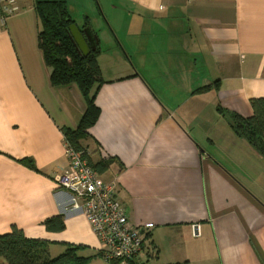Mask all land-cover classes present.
<instances>
[{
  "label": "crops",
  "instance_id": "crops-1",
  "mask_svg": "<svg viewBox=\"0 0 264 264\" xmlns=\"http://www.w3.org/2000/svg\"><path fill=\"white\" fill-rule=\"evenodd\" d=\"M106 18V46L89 26L103 83L80 144L93 164L109 162L102 179L118 182L129 220L145 228L138 261L264 264V156L229 116L252 117L264 98V0H112ZM39 20L21 0L0 24V236L17 227L52 257L75 245L107 264L83 209L55 184L70 167L63 131L78 129L87 102L75 84L52 85ZM58 216L65 230L48 231Z\"/></svg>",
  "mask_w": 264,
  "mask_h": 264
},
{
  "label": "trees",
  "instance_id": "trees-1",
  "mask_svg": "<svg viewBox=\"0 0 264 264\" xmlns=\"http://www.w3.org/2000/svg\"><path fill=\"white\" fill-rule=\"evenodd\" d=\"M34 4L42 25L38 44L47 67L51 70L52 85L59 87L75 84L87 102V111L80 126L75 131L65 129V139L78 152H82L101 175L109 168V162L93 164L87 148L80 144V140L88 135L100 114L95 99L96 91L103 83L98 62L100 50L98 48L87 57L78 52L70 33V27L76 23L70 16L68 0H34ZM89 26L86 23L82 28ZM95 88L97 89L94 90ZM251 105L254 115L243 118L230 113L231 125L239 137L247 140L264 156V98L253 99ZM220 111L224 113L221 109ZM21 162L38 170L32 159ZM44 226L50 232H62L66 228L62 216L47 219ZM81 250V246L68 245L63 253L52 257L47 242L29 239L17 227H13L10 234L0 236V264H89L93 257L81 255ZM140 263L141 261H134L128 264ZM113 264L122 263L115 261Z\"/></svg>",
  "mask_w": 264,
  "mask_h": 264
},
{
  "label": "built area",
  "instance_id": "built-area-1",
  "mask_svg": "<svg viewBox=\"0 0 264 264\" xmlns=\"http://www.w3.org/2000/svg\"><path fill=\"white\" fill-rule=\"evenodd\" d=\"M21 0H0V24L19 14ZM66 156L70 167L55 177L56 187L72 194L74 207L83 209L87 221L102 242V256L107 264L138 261L146 243L145 228L129 220L117 198V181L106 182L82 152L68 144ZM193 236L201 235L200 225L193 226Z\"/></svg>",
  "mask_w": 264,
  "mask_h": 264
},
{
  "label": "rangeland",
  "instance_id": "rangeland-1",
  "mask_svg": "<svg viewBox=\"0 0 264 264\" xmlns=\"http://www.w3.org/2000/svg\"><path fill=\"white\" fill-rule=\"evenodd\" d=\"M111 2L112 0H68V9L70 12V16L75 21L76 25L81 29L88 28H82L86 23L91 25L93 29L101 33L102 38L104 37V46H106L105 44H109L106 42L107 37L110 35V33H108V28H106V13H108ZM38 23L39 27H41L42 25L40 20ZM102 28L104 30V33L101 32ZM88 152L90 153L89 150Z\"/></svg>",
  "mask_w": 264,
  "mask_h": 264
},
{
  "label": "water",
  "instance_id": "water-1",
  "mask_svg": "<svg viewBox=\"0 0 264 264\" xmlns=\"http://www.w3.org/2000/svg\"><path fill=\"white\" fill-rule=\"evenodd\" d=\"M70 33L81 55L87 57L92 52L97 51L99 47V38L89 27L82 31L74 24L70 27Z\"/></svg>",
  "mask_w": 264,
  "mask_h": 264
},
{
  "label": "flooded vegetation",
  "instance_id": "flooded-vegetation-1",
  "mask_svg": "<svg viewBox=\"0 0 264 264\" xmlns=\"http://www.w3.org/2000/svg\"><path fill=\"white\" fill-rule=\"evenodd\" d=\"M79 29L82 30V31L84 30V29H81V28H79ZM75 46H76V45H75ZM76 48H77V47H76ZM77 50H78V49H77ZM78 52H79V51H78Z\"/></svg>",
  "mask_w": 264,
  "mask_h": 264
}]
</instances>
